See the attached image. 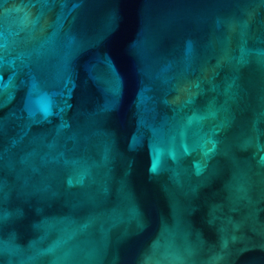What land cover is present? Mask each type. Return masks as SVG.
<instances>
[{
  "label": "water",
  "instance_id": "1",
  "mask_svg": "<svg viewBox=\"0 0 264 264\" xmlns=\"http://www.w3.org/2000/svg\"><path fill=\"white\" fill-rule=\"evenodd\" d=\"M0 264H264V0H0Z\"/></svg>",
  "mask_w": 264,
  "mask_h": 264
}]
</instances>
